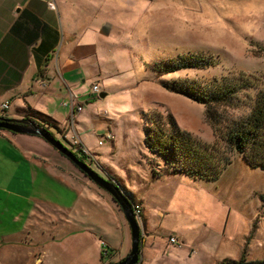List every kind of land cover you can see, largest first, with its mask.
I'll list each match as a JSON object with an SVG mask.
<instances>
[{
    "label": "rangeland",
    "instance_id": "1",
    "mask_svg": "<svg viewBox=\"0 0 264 264\" xmlns=\"http://www.w3.org/2000/svg\"><path fill=\"white\" fill-rule=\"evenodd\" d=\"M51 1L45 0L54 10L55 0ZM73 1L80 8L83 31L74 23L68 28L87 54L79 66L80 76H74L78 85L68 91L74 93L70 98L82 112L74 115L72 128L66 116L70 108L63 107L70 102L69 92L52 98L49 109L59 113L55 118L59 133L55 129L52 133L80 162L139 204L142 216L137 222L143 241L138 264H264L263 170L249 168L235 155L220 178L210 183L175 174L162 157L150 155L143 145L145 116L153 113H169L181 130L208 145L214 143L203 106L161 84L185 81L205 86L237 81L243 75L260 85L264 81V0ZM183 55L210 57L214 66L163 76L152 70L155 63ZM93 85H99V94H91ZM256 92L251 88L234 95L235 107L225 109V118L246 116ZM101 94L106 95L101 98ZM40 98L37 94L25 99L34 106ZM108 133L111 140L105 139ZM77 136L82 142L73 140ZM217 147L222 158L226 146ZM53 152L50 161L63 173L71 171L68 174L90 190L88 199H82V210L74 214L71 224L63 213L55 212L50 226L42 218L38 230L29 228L26 240H33L38 248L45 241L58 240L45 248L47 264H99L94 232L117 249L101 264L122 261L131 245L122 211L110 194ZM127 167L135 173L127 172ZM38 248L35 254L45 251ZM39 257L33 254L32 260Z\"/></svg>",
    "mask_w": 264,
    "mask_h": 264
},
{
    "label": "crops",
    "instance_id": "2",
    "mask_svg": "<svg viewBox=\"0 0 264 264\" xmlns=\"http://www.w3.org/2000/svg\"><path fill=\"white\" fill-rule=\"evenodd\" d=\"M54 7L50 9L45 0H0V109L9 102V108L0 111L4 118L22 120L30 109L59 125L55 120L59 113L49 109L48 103L78 85L74 76H80L79 66L87 53L68 25L78 24L83 31L81 11L73 0H55ZM70 91L69 98L74 95ZM37 94L41 98L34 106L25 99ZM67 115L70 120L71 110ZM69 125L75 126L74 119ZM77 140L81 141L78 136ZM52 149L40 138L0 131V264H35L39 260L47 264L45 248L58 240H44L38 248L33 240H26L27 231L33 227L38 230L42 218L50 226L55 212L63 213L71 224L74 214L82 210V199H88L90 190L68 174L71 171L63 173L55 167V161H50ZM126 170L135 173L131 167ZM142 174L147 177L145 171ZM128 236L125 231L126 243ZM59 242L64 243V239ZM107 242L109 248L116 249ZM97 243L100 262L101 241ZM35 248L45 251L35 254ZM33 254L40 255L39 259L32 260Z\"/></svg>",
    "mask_w": 264,
    "mask_h": 264
},
{
    "label": "trees",
    "instance_id": "3",
    "mask_svg": "<svg viewBox=\"0 0 264 264\" xmlns=\"http://www.w3.org/2000/svg\"><path fill=\"white\" fill-rule=\"evenodd\" d=\"M211 66L214 64L210 57L183 55L169 61L155 63L152 70L163 76L183 70H205ZM38 75L39 77L43 75L42 70ZM161 87L169 92L183 95L203 106L205 121L209 124L215 141L212 145H208L195 138L191 133L181 130L169 113L166 116L159 113L148 114L145 116L143 127V145L150 155L162 157L175 174L194 176L197 180H207L210 183L220 178L235 155H240L249 168H259L264 171V81L259 85L257 79L242 75L237 81L235 79L215 81L213 84L205 86L184 81L172 84L163 83ZM251 88L256 89L257 92L248 106V114L236 120L225 118V109L235 107L234 95ZM25 115L22 120L31 119L52 135V129L59 133L57 123L50 117L30 109L26 111ZM0 131L5 130L0 129ZM219 143L226 146L222 158L217 156ZM79 149L81 154L87 158L83 153L82 146ZM52 150L58 153L56 150ZM58 154L70 165L72 164L65 156ZM77 171L81 173L78 169ZM122 194L124 197L127 196L124 192ZM127 198L135 212V206H139V204L134 202L135 200L131 196H127ZM139 216H142L141 210ZM93 234L101 241L100 259L102 261L104 257L111 255L113 249L107 246L100 234L94 232ZM218 264H235V262L224 261Z\"/></svg>",
    "mask_w": 264,
    "mask_h": 264
},
{
    "label": "water",
    "instance_id": "4",
    "mask_svg": "<svg viewBox=\"0 0 264 264\" xmlns=\"http://www.w3.org/2000/svg\"><path fill=\"white\" fill-rule=\"evenodd\" d=\"M106 94H101V98L105 97ZM0 129L8 131L12 134L36 136L44 140L54 150L61 155L65 156L70 162H72L91 182H93L99 189L110 194L113 202L122 211L126 222L130 228L131 245L130 252L120 262L116 264H138L139 256L141 255V242L142 235L140 231L137 219L132 211V206L128 199L124 197L120 189L115 184L104 180L99 177L98 174L89 169L86 165L80 162L61 142L56 140L54 136L47 131L45 128L40 127L31 119L26 120H14L7 119L0 116Z\"/></svg>",
    "mask_w": 264,
    "mask_h": 264
},
{
    "label": "built area",
    "instance_id": "5",
    "mask_svg": "<svg viewBox=\"0 0 264 264\" xmlns=\"http://www.w3.org/2000/svg\"><path fill=\"white\" fill-rule=\"evenodd\" d=\"M46 1L49 2V3H52L51 0H46ZM99 92H100L99 85H93L92 88H91V94L92 95H97V94H99ZM75 105L76 104H75V102L73 100V97L70 98V102L69 103H67V102L66 103H63V107H68L71 110V115H70L71 116V118H70L71 121H72V119H74V115L75 114H77L78 112H81L82 111V108L81 107L75 106ZM8 108H9V102H4L1 105L2 112L6 111ZM75 139H77V138L74 137L73 140H75ZM105 139L106 140H111V133H108L106 135V138ZM73 143L76 144V141H73ZM99 144L101 145L102 142H99ZM139 208L140 207L136 205L135 206V212H133L135 218L137 219V221H138V218H139V215H140V209ZM174 241H176V240L171 238V242L174 243Z\"/></svg>",
    "mask_w": 264,
    "mask_h": 264
},
{
    "label": "clouds",
    "instance_id": "6",
    "mask_svg": "<svg viewBox=\"0 0 264 264\" xmlns=\"http://www.w3.org/2000/svg\"><path fill=\"white\" fill-rule=\"evenodd\" d=\"M132 211H133V207H132Z\"/></svg>",
    "mask_w": 264,
    "mask_h": 264
},
{
    "label": "flooded vegetation",
    "instance_id": "7",
    "mask_svg": "<svg viewBox=\"0 0 264 264\" xmlns=\"http://www.w3.org/2000/svg\"><path fill=\"white\" fill-rule=\"evenodd\" d=\"M118 263V262H117ZM114 264H116V263H114Z\"/></svg>",
    "mask_w": 264,
    "mask_h": 264
}]
</instances>
